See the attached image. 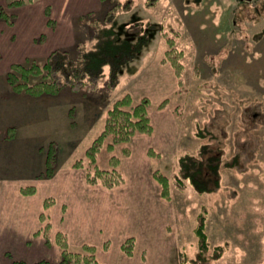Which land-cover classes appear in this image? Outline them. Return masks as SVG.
Returning <instances> with one entry per match:
<instances>
[{"label":"rangeland","instance_id":"1","mask_svg":"<svg viewBox=\"0 0 264 264\" xmlns=\"http://www.w3.org/2000/svg\"><path fill=\"white\" fill-rule=\"evenodd\" d=\"M13 1L16 0H9L1 7L8 14H16L18 19L0 20L14 31V42L18 34L29 38L31 57L18 62L28 64L26 66L33 60L41 65L57 49L52 48L45 57L41 53L32 57L47 41L70 40L72 46L64 49L71 50L79 45V57L94 69L100 67L101 56L115 52L108 47L111 43L120 39L127 41V38L142 41L134 50L133 59L118 58L123 65L115 89L107 87L109 65L103 67L105 75L96 91L73 92L67 87L58 96L43 95L51 98L42 101L41 96L14 91L0 73V141H3L0 176L30 178L45 172L48 147L55 143L54 174L59 167L70 164L86 181V170L74 167L73 163L79 159L86 161V149L102 132L113 103L125 94L131 95L136 87L132 82L136 75L140 77L143 72L144 77L160 79L166 75L162 68L172 67L179 88L186 90L184 94L163 97L157 103L143 97L150 101L149 116L151 108L161 111L168 105L175 125L183 129V133L190 130L189 134H183L182 145L174 154H165L166 149H149L150 160L145 165L151 174L148 182L156 183L160 198L168 202L167 209H172L164 226L165 252L175 249L180 264H264V0H157L152 7L147 6L149 0H118L130 1L131 9L121 11L107 25V30L98 29L80 17L103 24L107 10L114 5L110 1L76 0L78 8L85 9L72 19L66 3H61L63 0H23L20 6H12ZM47 7L49 15L44 13ZM168 37L173 39L172 46L167 42ZM169 49L182 53L180 61L184 67L180 75L167 59ZM99 50L104 55L98 53ZM4 55L0 54V68L8 63ZM9 71L10 67L7 73ZM39 80L40 77H31L30 82ZM154 86L146 84L140 90L152 92ZM68 122L72 127H67ZM151 124L153 126L152 121ZM14 131L17 137L8 141L7 137ZM131 140L110 149L108 144L112 139L108 137L97 154V165L105 169L112 167V156L119 158L124 182V163L132 157ZM202 146L207 150L202 157V168L210 170L209 163L217 168L214 175L204 180L207 186L204 194L198 193L190 181L179 183L176 177L179 156L182 153L197 155ZM219 154L223 158H219ZM215 155L219 159L214 158ZM157 172L170 178V198L161 194ZM130 174L132 186H139V181L133 178V169ZM86 184L103 187L89 185L87 181ZM44 202L47 208L55 199L48 197ZM66 208L63 206V213ZM201 212L206 215L209 250L199 255L195 228ZM40 219L46 240L45 227L50 225L48 238L51 239L53 228L46 214L41 213ZM57 233L65 234L69 241L65 232ZM125 240L121 251L131 257L136 253L135 238L132 255L123 251ZM89 245L95 247L96 262L92 264H102L97 258L98 247ZM109 246L108 242L104 244L105 251ZM217 246L224 247L220 259L213 255Z\"/></svg>","mask_w":264,"mask_h":264},{"label":"crops","instance_id":"2","mask_svg":"<svg viewBox=\"0 0 264 264\" xmlns=\"http://www.w3.org/2000/svg\"><path fill=\"white\" fill-rule=\"evenodd\" d=\"M99 1L101 3V0ZM8 3L9 0H0V6ZM61 3L63 5L66 3L71 14L70 19L76 18L85 9L78 8L76 0H63ZM46 11L44 9V13ZM14 15L18 19L16 14ZM0 24V54L4 53L5 59L8 60V63H4L0 68V73L5 77L12 64L26 61L31 57L29 56L31 46L27 35L18 34L19 38L14 42V31L2 20ZM53 41L54 43L47 41L44 46L37 48L32 57L39 53L44 56L53 49L68 48L73 44L70 40L64 41L65 44L62 39ZM170 68H162V73L166 75L160 79L144 77L140 71V77L136 75L132 81L136 84L134 90L130 92L134 99L149 97L153 103H157L163 97L165 99L177 97L178 94L182 96L186 90L179 88L178 77L173 68ZM146 84L155 85L152 92L147 90L141 92V87ZM47 98L51 97L41 96L39 100ZM167 107L168 105L161 111L151 108L153 131L132 138V157L124 163L123 172L126 180L122 186L111 189L88 186L84 180L85 176L79 175L70 164L68 167H59L49 178L36 175L30 178L16 175L0 176V264H12L15 260L34 264L41 259L58 262L61 259V249L55 242V233L59 231L68 235L69 243L74 248L85 243L96 245L98 262L102 264H180L177 262L175 249L169 253L165 252L167 235L164 226L172 209H167L168 202L160 198V190L156 183L153 185L152 182H148V176L151 174L145 168L150 160L149 149L154 148L158 151L166 149L168 152L165 154H174L182 145L180 143L183 141V134H189L190 130L183 133V129L180 130L178 125H175L174 114L170 107ZM66 124L67 127H72L69 122ZM16 133L17 131L12 132L7 137L8 141L16 138ZM1 142L3 141H0V146ZM132 169L133 178L139 181L137 187L132 186V180L129 181ZM26 186H34L35 192L24 194L22 189ZM48 197L54 198L55 203L45 208L44 201ZM65 205L67 208L63 213ZM41 213L46 214L53 228L54 235H51L49 243L41 231L43 226ZM130 237L135 238L137 247L136 253L127 257L120 246ZM107 242L110 246L105 251L104 244Z\"/></svg>","mask_w":264,"mask_h":264},{"label":"trees","instance_id":"3","mask_svg":"<svg viewBox=\"0 0 264 264\" xmlns=\"http://www.w3.org/2000/svg\"><path fill=\"white\" fill-rule=\"evenodd\" d=\"M110 1L114 3L110 9L107 10L103 24L98 20H88L84 16L81 19H85L92 26L107 30V25L112 23L117 15L121 11H129L130 1L121 3L118 0H102ZM157 0H149L148 7H152ZM23 0H16L11 3L12 6H20L23 4ZM49 8H47L46 14L49 15ZM92 12L89 13L91 15ZM0 19L13 22L15 15L8 14L3 7L0 6ZM168 40V41H167ZM166 41L170 46L173 44V39L169 38ZM141 39H128L110 44V49L115 50L107 56H101L98 60L100 67L98 69L92 68L88 62H83V57H79V45H76L73 50L71 49H56L46 60L40 65L35 60L32 61L30 66L25 63H14L10 67V71L6 74V80L14 91L18 93H26L30 96H43V95H57L64 88H69L73 92H79L84 90L86 93L94 92L99 88L100 79L105 75L103 67L110 66V75L107 83L109 89H115L118 85L119 73L123 63L118 61L120 56H126V58L133 59L135 49L139 48ZM141 45V44H140ZM101 55H104L102 50L97 51ZM132 53V54H131ZM131 54L130 56H128ZM182 53L176 49L167 50V59L171 60V63L175 71L180 75V71L183 69V63L180 61ZM128 59V60H130ZM126 60V59H125ZM31 77H40L39 81L30 82ZM150 101L148 98H142L138 102H135L130 94H125L121 98L117 99L111 108L107 112L105 124L102 132L96 137L92 144L86 149V161L83 159L76 160L73 166L76 168H84L86 170V181L89 185H101L106 188H115L123 184L124 176L120 169V160L116 156H112L110 159L112 167L109 169L100 168L97 161V154L103 147L105 140L111 137L112 142L108 144L110 149H113L115 145L121 143H128L131 138L137 134H150L153 130L149 116ZM56 144L50 143L48 147V154L46 159L47 169L45 172L40 173L37 177H52L55 171L53 163L57 159ZM207 152L205 146H202L197 155L191 153H182L178 160V173L177 180L179 183L184 181H190V184L197 190L198 193L204 194L207 192L206 181L209 176L214 175L217 172V168L211 163L207 165L210 170L202 167V157ZM218 155H215L214 158ZM219 158H223L219 154ZM218 158V159H219ZM211 159V158H209ZM156 179L161 185V194L170 198L171 196V180L167 175L155 173ZM176 179V178H175ZM24 194H33L35 192L34 186H27L22 189ZM47 204H50L47 202ZM202 213L199 215L197 227L195 228V235L198 239V253L202 255L208 252L209 243L206 233V215ZM45 235L50 230V225L45 227ZM57 243L61 248V259L59 262H51L48 260H39L34 264H92L96 262L95 247L89 244L83 245L80 249L71 248L67 236L63 233H57ZM134 238H128L122 245L123 251L127 255L133 254ZM224 247L217 246L213 255L214 258L220 259L223 253ZM204 258V257H200ZM12 264H26L25 261H13Z\"/></svg>","mask_w":264,"mask_h":264}]
</instances>
